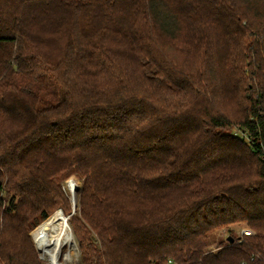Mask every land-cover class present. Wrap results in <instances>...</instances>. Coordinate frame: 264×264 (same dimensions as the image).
<instances>
[{"label":"trees","instance_id":"obj_1","mask_svg":"<svg viewBox=\"0 0 264 264\" xmlns=\"http://www.w3.org/2000/svg\"><path fill=\"white\" fill-rule=\"evenodd\" d=\"M70 176L85 264H264V0H0V264Z\"/></svg>","mask_w":264,"mask_h":264},{"label":"bare ground","instance_id":"obj_2","mask_svg":"<svg viewBox=\"0 0 264 264\" xmlns=\"http://www.w3.org/2000/svg\"><path fill=\"white\" fill-rule=\"evenodd\" d=\"M76 182H69L72 193V200L76 206ZM37 247L44 256H47L52 263L62 264L59 255L65 246L72 248L74 236L68 218L62 211L58 210L42 222L33 232ZM76 242V241H75ZM75 244V243H74ZM62 256V255H61ZM46 257V258H47ZM66 259L72 260L71 249L66 254Z\"/></svg>","mask_w":264,"mask_h":264},{"label":"rangeland","instance_id":"obj_3","mask_svg":"<svg viewBox=\"0 0 264 264\" xmlns=\"http://www.w3.org/2000/svg\"><path fill=\"white\" fill-rule=\"evenodd\" d=\"M73 181V182H76V196H77V201H76V207L74 206V202L72 200V193L70 188H69V182L70 181ZM82 186V181L77 177V176H70L68 177L66 180H64L62 182V187L64 189V191L66 192L67 194V198L69 199V202H70V206H69V209H65L64 207H58L57 209H55L51 214H54L56 211L60 210L63 212V214L68 218V222L70 224V227H71V230L73 232V236H74V242L72 244V248H69V246H65L60 255H59V261L62 263V264H85L84 261L82 260V250H81V246H80V240L77 236V234L74 232V228L72 226V223H71V219L70 217L75 213L77 207H78V191L79 189L81 188ZM78 188V190H77ZM1 195H3V192H1ZM49 216V217H50ZM48 217V218H49ZM46 220V219H45ZM44 220V221H45ZM42 221V222H44ZM40 222L38 225H36L30 232V236H31V239H32V242L34 244V247L37 251V255H38V258L40 259L41 261V264H55V263H52L51 260H49V258L47 256H44L41 251L39 250V248L37 247V244L34 240V236H33V232L35 231V229L42 223ZM247 229V226L245 225V223H239V224H234L230 227V229H232V231H234V233L236 234H241L243 232V230ZM229 231V228H224V229H219L217 231H215V233H213L211 236H210V242L211 244L208 246V248H213L215 249V246H216V243L221 239L223 238L225 235H227V233ZM76 241V242H75ZM75 243V244H74ZM71 249L72 251V260H68L66 259V254L67 252ZM62 255V256H61ZM47 257V258H46Z\"/></svg>","mask_w":264,"mask_h":264},{"label":"built area","instance_id":"obj_4","mask_svg":"<svg viewBox=\"0 0 264 264\" xmlns=\"http://www.w3.org/2000/svg\"><path fill=\"white\" fill-rule=\"evenodd\" d=\"M251 233H253L252 229H250V228L245 229L244 228V230H243V232L241 234H251ZM169 263H170V261H169Z\"/></svg>","mask_w":264,"mask_h":264},{"label":"water","instance_id":"obj_5","mask_svg":"<svg viewBox=\"0 0 264 264\" xmlns=\"http://www.w3.org/2000/svg\"><path fill=\"white\" fill-rule=\"evenodd\" d=\"M77 190H78V188H77ZM75 207H76V206H75ZM228 240H229L230 242H233L234 238L231 237V236H228Z\"/></svg>","mask_w":264,"mask_h":264}]
</instances>
